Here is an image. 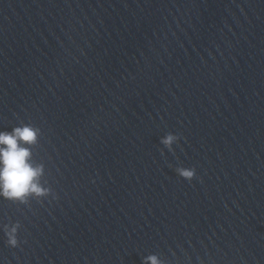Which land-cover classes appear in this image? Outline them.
<instances>
[{
    "label": "water",
    "instance_id": "obj_1",
    "mask_svg": "<svg viewBox=\"0 0 264 264\" xmlns=\"http://www.w3.org/2000/svg\"><path fill=\"white\" fill-rule=\"evenodd\" d=\"M21 125L47 191L0 198V264H264V0H0Z\"/></svg>",
    "mask_w": 264,
    "mask_h": 264
},
{
    "label": "clouds",
    "instance_id": "obj_2",
    "mask_svg": "<svg viewBox=\"0 0 264 264\" xmlns=\"http://www.w3.org/2000/svg\"><path fill=\"white\" fill-rule=\"evenodd\" d=\"M39 131L31 125H21L11 131H0V198L24 201L29 194L40 196L47 190L42 189L37 178L42 173L41 167H34L31 163L30 145L38 141ZM176 139L173 134L165 136L161 143L171 146ZM178 175L186 180H192L195 169H177ZM18 226H4L7 244L16 246V232ZM151 264H161L154 255L146 258Z\"/></svg>",
    "mask_w": 264,
    "mask_h": 264
}]
</instances>
